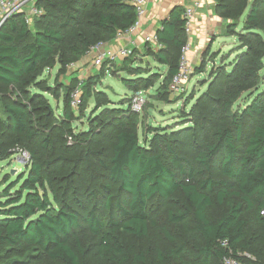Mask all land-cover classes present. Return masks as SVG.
<instances>
[{
  "label": "trees",
  "instance_id": "trees-1",
  "mask_svg": "<svg viewBox=\"0 0 264 264\" xmlns=\"http://www.w3.org/2000/svg\"><path fill=\"white\" fill-rule=\"evenodd\" d=\"M215 3L216 12L228 20V35L244 18L237 34L243 46L231 70L222 68L215 76L219 95L205 92L190 109L198 128L206 110L199 103L212 104L204 117L213 122L193 161L175 149L171 134L161 128L149 127L142 139L130 105L102 108L106 102H101L95 109L94 114L101 111L95 121L117 127L107 159L103 146L92 150L108 179L93 196L108 211L105 219L96 214L95 204L85 214L76 205L81 202L75 188L66 182L74 168L67 175L49 169L71 159L61 137L97 144L106 132L90 126L84 135L69 124L71 92L79 78L65 90L60 118L46 93L58 97L64 85L57 79L50 85L42 75L57 64H75L97 43L126 32L137 20L135 6L131 0H39L44 12L35 18V30L25 12L0 25V93L6 115L0 119V161L16 154V147L30 153L27 174L11 183L7 179L0 190V264H223L228 255L264 264V0ZM184 11L177 6L163 21L157 31L160 47L152 50L168 66L157 88L166 99L187 41ZM123 58L119 68L132 75L127 80L145 86L156 82L157 73L135 65L137 56ZM113 65L106 60L99 73L84 78L82 103L92 95L100 99L104 92L95 86ZM244 96L246 104L235 108ZM41 149L59 153L46 158Z\"/></svg>",
  "mask_w": 264,
  "mask_h": 264
},
{
  "label": "rangeland",
  "instance_id": "rangeland-1",
  "mask_svg": "<svg viewBox=\"0 0 264 264\" xmlns=\"http://www.w3.org/2000/svg\"><path fill=\"white\" fill-rule=\"evenodd\" d=\"M39 0H33L30 4H25L23 8L18 11L30 13V9L34 6L38 8L41 13L44 12L43 8H39L37 3ZM41 15V14H39ZM39 15L33 16L30 26L33 30L36 28V19ZM11 17V16H10ZM9 18V17H8ZM6 18L5 20H7ZM4 18H0L1 22L5 21ZM244 18L240 22L239 26L236 28L235 34L225 35L218 38V42L213 46L211 52L206 55L202 54L201 59L195 64L192 71L190 80L177 91L170 92L164 98L163 94L158 92L157 88L162 83L163 76L166 75L168 71V66L160 64L156 58L152 55V47L140 49H133L131 54L137 56V64H141L145 70H152L156 74V82L150 85H138L126 78H132L126 71H122L121 64L123 62L122 57L114 60V65L111 66L110 70L106 76L101 80L100 84L96 85L97 90L103 91L104 93L100 95V99L95 98L93 95L89 98L87 102H83L79 107L69 108V113L71 114V121L69 124L74 128V132L83 133L84 135L89 134L90 126L93 128H98V130H104L106 132V139L101 143H81L80 141H70L65 137H61V141L65 146V154L71 159L67 161H61L52 163L49 171L54 175H67L71 172V168H74V172L71 173L67 179V183L74 186L76 191V196L80 200L81 205L76 203L80 210L85 214L87 210L92 209L94 202V194H98L104 190V184L108 182L105 169L99 164L102 159L96 157L92 150L98 149L101 146L104 147L103 158L107 159V155L111 152L110 141H113V132L116 130V125H107L104 120H96L100 115V110L97 114H94L95 109L102 103V108L118 106L126 108L130 105L132 108V97L134 94L143 92L142 94L146 98L145 106L141 112L137 113V121L139 125V132L141 137L145 136L148 132L149 127L161 128L162 132L169 135L175 149L184 156L188 161H193L196 154L202 148L203 142L207 139V131L210 124L213 121L207 120L204 117L206 114L209 115L212 104L209 102H200V110L206 107L203 111L204 116L200 122H198V128H194V123L192 122V117L190 115V109L194 104L198 103L199 97L205 93L209 92L212 96L219 95V90L221 87L217 86L216 74L222 68L231 70L232 65L235 63V58L241 52L239 50L243 45L237 35L243 30ZM116 40L109 42L112 47ZM121 47V46H119ZM114 47V48H119ZM177 56V54H176ZM91 62V64H90ZM264 64V58H263ZM109 66V65H108ZM202 68L203 71L198 72ZM102 68H95L92 66V56L89 54L85 56L80 61L76 62L74 65H68L63 67L57 64L55 67L47 68L42 75L44 79L50 84L54 85V81L57 79L64 85L63 89L60 91L58 97L52 95V93H46L49 102L54 108L55 115L57 117H62L65 105V90L67 87L73 86L76 82L75 79L79 77L86 78L89 74L99 73ZM222 71H220L221 73ZM147 74L144 73L143 76ZM262 80H264V67L261 71ZM246 95V94H245ZM109 100V102L107 101ZM3 95L0 93V119H5L6 115L3 108ZM248 100L245 96L235 104V108L238 104L244 106ZM202 111V110H201ZM92 117V122H90L89 117ZM108 117L107 115L103 116ZM191 129L188 134L184 135H174L183 129ZM4 129L0 126V132ZM95 130L94 132H96ZM57 134V131H55ZM152 137V134L148 135V139ZM143 142V141H142ZM16 154L10 158L0 161V190L7 183L17 181L27 174L28 167L30 166V153L28 150H23L21 147H16ZM42 150L43 156L46 158L52 157L59 153V150L52 153L48 150ZM57 172V173H56ZM97 207L98 216L101 219H105L108 215V211L104 209L101 199L95 204ZM244 257L247 259H252L253 256L249 253H244Z\"/></svg>",
  "mask_w": 264,
  "mask_h": 264
},
{
  "label": "built area",
  "instance_id": "built-area-1",
  "mask_svg": "<svg viewBox=\"0 0 264 264\" xmlns=\"http://www.w3.org/2000/svg\"><path fill=\"white\" fill-rule=\"evenodd\" d=\"M33 0H0V18H4V20L10 16H13L16 13H19L25 4L32 3ZM132 4L136 8L137 20L126 32H119L118 37L123 35L124 33L133 32L139 25L140 19L146 12V6L148 0H131ZM202 4V0H195L191 5L185 8L183 18L185 20V33L187 37V41L182 48V56L179 64V70L177 74L174 75L170 84V91H177L184 87V85L190 80L192 71L194 69V64L191 62L188 57V51L192 46V32L194 26V18H195V9ZM41 14V11L32 7L30 9V13L25 15L26 22L30 25L32 21V17ZM146 42L151 45L153 49H157L160 47V43L158 41L157 34L147 36ZM132 49L128 47H119L114 48L108 45V42H99L94 45L88 54L92 55V66L95 68H101L106 60H116L119 57H125L130 55ZM74 65V64H72ZM83 77H79V83L75 86V88L71 92V105L73 107H79L82 104L83 98ZM143 92H139L134 94L132 97V108L136 112H141L146 103V98L142 94ZM71 141L72 138L69 137ZM262 214H264V209L262 210ZM226 245V242H223ZM223 264H249L244 260H241L238 257L233 255H228L224 257Z\"/></svg>",
  "mask_w": 264,
  "mask_h": 264
},
{
  "label": "crops",
  "instance_id": "crops-1",
  "mask_svg": "<svg viewBox=\"0 0 264 264\" xmlns=\"http://www.w3.org/2000/svg\"><path fill=\"white\" fill-rule=\"evenodd\" d=\"M194 1L148 0L146 12L140 19V25L133 32L117 36L116 42L113 43L114 47L121 46L132 50H142L147 44L146 37L157 34L159 28L162 27L163 21L170 16L175 7L182 6L185 9ZM215 4V0H202V4L195 9L194 26L191 36L192 46L188 51V57L194 66L201 59L202 54L207 51L211 52L213 46L218 42V38L228 35V20L216 12Z\"/></svg>",
  "mask_w": 264,
  "mask_h": 264
},
{
  "label": "water",
  "instance_id": "water-1",
  "mask_svg": "<svg viewBox=\"0 0 264 264\" xmlns=\"http://www.w3.org/2000/svg\"><path fill=\"white\" fill-rule=\"evenodd\" d=\"M1 24H3V22H1ZM1 24H0V25H1Z\"/></svg>",
  "mask_w": 264,
  "mask_h": 264
}]
</instances>
